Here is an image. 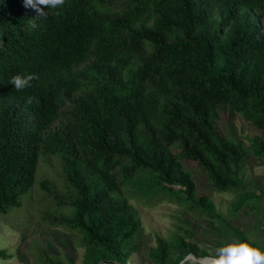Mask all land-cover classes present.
Instances as JSON below:
<instances>
[{"label": "trees", "instance_id": "trees-1", "mask_svg": "<svg viewBox=\"0 0 264 264\" xmlns=\"http://www.w3.org/2000/svg\"><path fill=\"white\" fill-rule=\"evenodd\" d=\"M40 7L43 17L24 0H0V216L22 206L41 154L62 168L71 211L63 222L81 236L83 264L130 263L140 222L120 195L129 183L138 181L143 194H183L178 202L220 218L206 196L192 198L183 160L215 190L237 192L238 209L250 192L245 159L264 158V140L254 136L245 147L222 137L217 109L264 133V0ZM27 74L37 77L31 87L9 83ZM39 186L49 193L48 181ZM156 242L147 253L155 264L207 255L193 243ZM41 253L47 264H61ZM11 258L0 249L1 260Z\"/></svg>", "mask_w": 264, "mask_h": 264}, {"label": "rangeland", "instance_id": "rangeland-1", "mask_svg": "<svg viewBox=\"0 0 264 264\" xmlns=\"http://www.w3.org/2000/svg\"><path fill=\"white\" fill-rule=\"evenodd\" d=\"M217 110L216 129L222 137H234L245 147L254 136L264 140L263 131L240 115L225 106H218ZM58 165L56 156L41 154L34 183L22 197V206L0 216V249L12 255L11 259H0V264H47L42 250L49 259L61 264H70L71 260L73 264H83L85 249L81 236L63 222L71 216L68 200L62 197L70 189ZM182 166L195 184L192 198L206 196L220 218L209 217L198 208H188L189 203L178 202L183 194L176 198L152 189L144 195L138 181L127 184L120 195L128 198L140 222L133 240L136 250L130 255L129 264H155L147 253L156 247L157 237L172 249L181 241L193 243L207 255H214L217 248L233 240H251L252 245L264 246V158L248 153L243 176L250 192L247 191L249 196L238 209H235L237 192H219L212 188L205 172L192 161L183 160ZM45 180L49 182V193L39 186ZM235 229L241 230V239ZM187 264L199 263L192 259Z\"/></svg>", "mask_w": 264, "mask_h": 264}, {"label": "clouds", "instance_id": "clouds-1", "mask_svg": "<svg viewBox=\"0 0 264 264\" xmlns=\"http://www.w3.org/2000/svg\"><path fill=\"white\" fill-rule=\"evenodd\" d=\"M24 3L26 7L35 9L39 16L43 17L47 11L40 6H44L47 10L58 9L64 5L65 0H24ZM36 78L35 74L16 75L9 83L19 91L31 87V82ZM33 99L29 97L28 102L32 103ZM193 258L189 253L180 264H187ZM198 259L202 260L203 264H264V247L252 246L251 240L247 242L233 240L217 248L214 255H206Z\"/></svg>", "mask_w": 264, "mask_h": 264}, {"label": "water", "instance_id": "water-1", "mask_svg": "<svg viewBox=\"0 0 264 264\" xmlns=\"http://www.w3.org/2000/svg\"><path fill=\"white\" fill-rule=\"evenodd\" d=\"M193 257L198 258L197 256H194V255H193ZM99 264H116V263L111 261V260H105V261L100 262Z\"/></svg>", "mask_w": 264, "mask_h": 264}, {"label": "bare ground", "instance_id": "bare-ground-1", "mask_svg": "<svg viewBox=\"0 0 264 264\" xmlns=\"http://www.w3.org/2000/svg\"><path fill=\"white\" fill-rule=\"evenodd\" d=\"M193 261L195 262V263H199V264H203V262H202V260H200V259H198V258H193Z\"/></svg>", "mask_w": 264, "mask_h": 264}]
</instances>
